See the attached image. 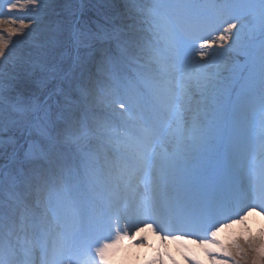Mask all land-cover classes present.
<instances>
[{"label": "snow or ice", "instance_id": "6c2138e0", "mask_svg": "<svg viewBox=\"0 0 264 264\" xmlns=\"http://www.w3.org/2000/svg\"><path fill=\"white\" fill-rule=\"evenodd\" d=\"M142 2L122 0L135 22L83 44L105 40L119 52L98 67L109 83L87 114H66L79 106L70 96L49 102L67 74L43 64L31 104L14 107L25 118L0 111V264H109L125 240L143 245L141 233L182 247L194 240L211 264H264V230L247 226L264 217V52L255 83L234 94L209 71L222 62L206 61L210 41L199 59L186 56L194 18L216 0H151L147 16ZM233 222L242 230L221 240Z\"/></svg>", "mask_w": 264, "mask_h": 264}, {"label": "rangeland", "instance_id": "374dc122", "mask_svg": "<svg viewBox=\"0 0 264 264\" xmlns=\"http://www.w3.org/2000/svg\"><path fill=\"white\" fill-rule=\"evenodd\" d=\"M148 4L150 8L151 0ZM217 6L212 12L201 10L194 18L196 28L191 35L197 39H188L186 56L199 59L197 53L201 50V41H210L212 47L205 49L210 53L206 61L217 57L222 60L219 65L211 63L210 72L216 73L219 70V76L229 80L234 74L231 71L233 67L234 72L243 69L247 77H250L244 84H254L259 75L260 54L264 52V5L258 0H238L235 12L219 2ZM142 8L143 14L147 16L148 8ZM84 9L88 17L83 20ZM131 15L138 14L133 12ZM114 21L121 25L135 22L130 18L122 0H0V75L5 85H11L0 93L3 96L0 100V111L4 117L15 120L25 118L14 111V107L31 104L35 90L33 81L42 75L38 67L40 64L47 68L56 66L62 73L67 74L59 82L63 89L61 98L63 100L65 96H70L79 106L73 103L66 110V114L72 109L76 110L77 117L82 111L87 114V103L92 99L91 94H100L109 83L104 72L98 71V67L102 66L106 56L118 57L119 52L114 44L104 46L105 40L93 39L91 47L83 44L88 42L89 36L100 33ZM233 22L237 26L226 32L225 29L230 28ZM74 33L80 35L82 43L79 48L74 42ZM221 35L228 36L229 39L221 41ZM219 44L223 47H217ZM221 53L224 54L222 57ZM34 63L37 65L35 70L33 66L29 67ZM56 83L57 81H53V85ZM80 89L89 91L87 100L81 96ZM238 91L233 89L234 94ZM250 91L256 93L255 88ZM58 101L50 99L49 102H67ZM247 226L252 232L264 230V223L252 217L248 218ZM241 230L242 225L233 222L230 228L218 232L217 235L225 240ZM139 236L136 237L137 240ZM142 236L145 237L143 245L122 242V246L111 254L109 264H172V261L176 264H188L185 256L200 260V264H211L201 246L194 240L182 247L180 243L165 244L156 236Z\"/></svg>", "mask_w": 264, "mask_h": 264}, {"label": "trees", "instance_id": "16d2710c", "mask_svg": "<svg viewBox=\"0 0 264 264\" xmlns=\"http://www.w3.org/2000/svg\"><path fill=\"white\" fill-rule=\"evenodd\" d=\"M217 2H219V3H221L222 5H224V0H216ZM238 3V0H228V2H227V5L225 6V7H227V9H232L234 12H235V10H236V4ZM110 11H111V9H110ZM88 14H87V12H85V9H84V14L82 15V18H83V20L84 19H87V16ZM225 18H228V16L227 17H225ZM120 19V18H119ZM82 20V19H81ZM120 20H122V19H120ZM113 23H115V24H118V23H120V22H113ZM112 26V24H110L109 26H108V28H110ZM104 27V26H103ZM105 43L103 44L104 46H108L109 47V44H111L110 42H108V41H104ZM35 64V63H34ZM31 66H33V64L32 65H30L29 67H31ZM26 71V70H25ZM241 72H243V74L244 75H246V73H244V70L242 69L241 70ZM241 72L239 71V74H241ZM28 75V74H27ZM238 77V76H237ZM241 77V76H240Z\"/></svg>", "mask_w": 264, "mask_h": 264}, {"label": "bare ground", "instance_id": "6f19581e", "mask_svg": "<svg viewBox=\"0 0 264 264\" xmlns=\"http://www.w3.org/2000/svg\"><path fill=\"white\" fill-rule=\"evenodd\" d=\"M253 216V218H256V220L259 218V221L260 222H263L264 221V217H257L255 215H251V217Z\"/></svg>", "mask_w": 264, "mask_h": 264}]
</instances>
